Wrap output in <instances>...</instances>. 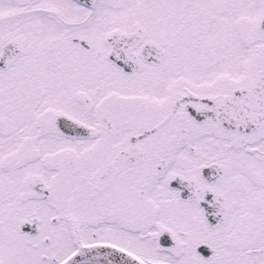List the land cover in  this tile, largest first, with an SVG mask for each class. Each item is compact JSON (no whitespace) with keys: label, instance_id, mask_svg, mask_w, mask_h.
I'll use <instances>...</instances> for the list:
<instances>
[{"label":"snow or ice","instance_id":"6c2138e0","mask_svg":"<svg viewBox=\"0 0 264 264\" xmlns=\"http://www.w3.org/2000/svg\"><path fill=\"white\" fill-rule=\"evenodd\" d=\"M0 264H264V0H0Z\"/></svg>","mask_w":264,"mask_h":264}]
</instances>
